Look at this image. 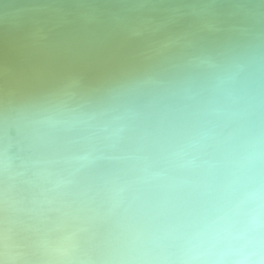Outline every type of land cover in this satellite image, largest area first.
<instances>
[{
	"label": "water",
	"instance_id": "95a60500",
	"mask_svg": "<svg viewBox=\"0 0 264 264\" xmlns=\"http://www.w3.org/2000/svg\"><path fill=\"white\" fill-rule=\"evenodd\" d=\"M113 44V55L101 54ZM125 47L146 60L177 56L170 70L188 75L174 80L164 66L157 73L129 60L103 62L125 55ZM237 77L249 84L235 86ZM47 80L88 84L100 94L114 88L95 106L79 104L76 111L68 100L28 115L21 102L27 93L48 108L79 97L49 90ZM220 83L242 96L220 99ZM249 88L264 92V0H0V177L9 167L20 188L0 193V206L18 195L26 205L14 216L0 212V264H179L177 252L187 244L197 251L195 264L214 258L207 263L213 264L223 256L213 248L226 243L231 252L224 264L240 261V250H251L245 240L234 233L216 238L224 224L264 222L258 220L264 217V135H246L258 123L250 117L263 118L264 108L242 104ZM110 94L116 97L108 100ZM214 97L224 106L203 108ZM13 103L21 110L8 122ZM59 110L65 113L53 116ZM48 120L59 126L41 127ZM43 153L81 173L70 200L91 220L52 219L31 179L43 175L49 157L24 167ZM168 166L172 195L193 188L192 196L162 217L150 206L154 213L129 218L145 195L152 204H168L158 176L145 178ZM130 219L153 220L145 222L141 240L125 233L123 220Z\"/></svg>",
	"mask_w": 264,
	"mask_h": 264
},
{
	"label": "bare ground",
	"instance_id": "6f19581e",
	"mask_svg": "<svg viewBox=\"0 0 264 264\" xmlns=\"http://www.w3.org/2000/svg\"><path fill=\"white\" fill-rule=\"evenodd\" d=\"M125 55L120 56L117 55V57L109 58L105 61L112 60L116 58V62L123 61L126 62L129 60L130 63H132L133 66H139L147 71H154V72H162L163 66L165 67L167 73L169 75H174V77H171L174 80H179L180 78L188 75H179L176 76L174 74L175 70H170V62L176 63L177 61H180L177 56H168L166 55H159L157 57H152L150 60H146L145 56H139L137 55V50H131L128 47H125ZM114 50H116V44H113V47L111 49H104L102 50L101 54L104 56H110L114 54ZM135 53V54H134ZM163 62V65L159 63V60ZM102 73L105 75H113L115 76V71H109L107 69H103ZM97 85L98 80L94 81ZM238 82H244L246 85L249 84L248 81L243 80L242 78H235V81L233 84L235 86L238 85ZM47 83L50 84L49 90L51 91H59L64 92L67 96L75 95L79 96L77 99H67L65 101L59 102L55 104L53 107H47L48 103L43 101V98L37 97L34 94L27 93L25 94L22 99V105L25 110H27L28 115L32 114L34 112L42 111V110H49L52 108L58 107L60 103H68L71 106V109L74 108L76 111L78 110L77 105L79 104H87L90 107L95 106L100 101V96L107 94L110 90H112L114 87H109L107 93H99L103 92L100 91H94L92 86L85 84L82 85L80 83H75L74 81H68V80H58V81H49L47 80ZM244 87H246L244 85ZM251 87V86H249ZM88 88H92V91ZM251 88H249L248 92H246V99L242 102L243 105L247 107H251L252 105L258 104V109L260 107L264 108V92H252L250 93ZM215 93L217 97L220 99H232L236 98L238 96H242L241 92L235 88L230 83H220L216 89ZM2 95L6 99V101H9L12 99V93L10 90H6L2 92ZM118 95V94H116ZM97 96V97H95ZM212 96V95H211ZM116 97L113 96V94H110L107 98L108 100ZM98 98V99H97ZM220 99H217L216 97L212 98L205 106H201L203 108L208 107L209 110H213L216 107H222L224 106L223 101L221 102ZM200 100V99H198ZM108 102V101H106ZM105 103V102H104ZM202 104V103H201ZM209 104V106H208ZM242 105V106H243ZM64 106V107H69ZM13 116L12 118L8 119V122L18 118V114L21 110L20 107L17 109V104L13 103L11 104ZM63 108V107H62ZM84 108H79V110H82ZM208 113V110H206ZM53 116L56 115H62L65 112L63 110H59L57 112H52ZM51 114V113H50ZM246 117V116H245ZM244 117V118H245ZM62 117H58L55 120H58ZM248 118H245V120ZM252 121H258L257 124H253L246 128V135H256V134H262L264 135V125H261L264 122V116L263 118L260 117H250ZM38 126V122L33 124L29 130H34V128ZM52 127V126H59V124H56L52 120H48L45 124L41 125V127ZM46 143V142H45ZM50 150L53 151L51 148ZM47 155L49 157V161L47 164H45L43 170V175H40V172L38 174L32 175L31 179L33 178V182H35L36 186L38 187L39 191L41 192L40 198L44 201L45 199L48 200L50 203V206L52 208V219L53 220H91L92 216L89 213H78L73 208V203L70 200V194L72 193L73 185L78 182V179L81 177V173L73 168L71 164H68L67 162H63L62 160L58 159L53 153H43L40 155H37L31 159V161H24V167H34L33 165L37 159H39L41 156ZM160 169H156L154 171H150L145 178H148L149 181L151 179H154L157 177V184L160 182L161 185H164L167 187V191L169 193V196L167 197L168 204L166 202H162L160 204H152V195H145V201L141 202L140 199L137 201L136 205L132 208V210H136L135 213H130L127 216L129 218H138V211L141 212L143 215H149L154 213L150 208V206H153L155 208V212L158 217H162L166 213L170 212L171 208L173 206L175 207H182L184 206L182 200L185 198H189L193 194V188L190 189L192 192H182L180 194L176 193L177 195H172L173 193L169 190V187L171 185V179L169 176V166L168 168L162 172L161 176L159 175L158 171ZM37 177V178H36ZM17 174L7 167L5 174L0 177V193L4 196H8V194H13L16 191H20L17 179ZM146 180L144 181V183ZM247 191L251 190V188L246 189ZM224 192V190H222ZM24 197L21 195H18L17 197H12V201L10 203H7L5 206H0V212H3V214H8L10 216H14L15 210H24ZM42 201V202H43ZM166 201V199H165ZM258 204L261 203V200L257 201ZM118 206H116L117 210ZM258 209L254 208L252 209V212L249 213V215H256ZM174 212V210H172ZM140 218V217H139ZM41 219V218H40ZM172 219V218H171ZM0 220H4L3 217L0 218ZM258 220H264V217L261 215H258ZM153 220H123V225H127L125 227V233L130 234L137 237V240H141L143 236V232L145 227L148 223L145 222H151ZM28 223H26V226ZM244 229H247L244 233ZM241 232V233H240ZM124 233V230L122 229V232L120 236H122ZM234 233L237 235V239L245 240L243 243L245 245L251 246V250L248 253L247 249L245 252L242 253V250L237 254L235 259H241L240 261L232 262L231 264H244L247 260H250L251 262H254L253 264H264V241L261 239L264 237V222L261 221H237L236 223H227L223 225V229L219 232V235L217 236V240L220 242V240H225L222 238L224 235H226L229 240L231 237V234ZM240 235H246L245 237H241ZM256 245V246H253ZM227 243L225 244H218L213 249L215 250H222V259L214 260L213 264H224V260L228 258L230 255L231 249L225 250L224 248L227 247ZM242 249V248H241ZM197 251L194 250L191 246L188 244L181 249V253L177 252V255L182 259V261L179 264H195V258H196ZM242 253V254H241ZM245 255V257H243ZM248 255V256H247ZM214 259V258H213ZM213 259H207V261L204 264H207L211 262Z\"/></svg>",
	"mask_w": 264,
	"mask_h": 264
}]
</instances>
